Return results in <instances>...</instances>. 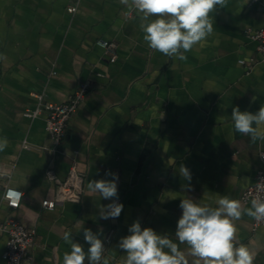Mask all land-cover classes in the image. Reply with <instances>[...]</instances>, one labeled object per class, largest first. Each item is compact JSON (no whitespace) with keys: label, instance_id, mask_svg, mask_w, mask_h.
<instances>
[{"label":"crops","instance_id":"obj_1","mask_svg":"<svg viewBox=\"0 0 264 264\" xmlns=\"http://www.w3.org/2000/svg\"><path fill=\"white\" fill-rule=\"evenodd\" d=\"M210 17L212 35L179 60L148 47L138 16L120 0H0V138L8 140L0 152V221L36 229L27 264H61L70 251L66 231L86 251L84 228L104 242L115 227L104 254L110 264L124 258L118 243L136 221L176 242L181 199L216 206L228 196L251 207L242 196L260 169L264 140L236 133L231 114L264 105V63L246 35L263 26L264 0H227ZM101 41L118 44L115 63L105 61ZM82 84L88 93L53 153L44 116L25 112L36 108L35 95L64 104ZM48 166L62 180L72 166L84 174L80 203L45 206L55 195ZM109 172L118 175L123 210L103 220L99 210L112 201L87 184L111 180ZM7 188L23 193L18 208L3 200ZM252 223L247 215L236 222L237 239L255 252L254 264H264V227L253 232ZM6 240L0 233V264Z\"/></svg>","mask_w":264,"mask_h":264},{"label":"clouds","instance_id":"obj_2","mask_svg":"<svg viewBox=\"0 0 264 264\" xmlns=\"http://www.w3.org/2000/svg\"><path fill=\"white\" fill-rule=\"evenodd\" d=\"M136 13L148 47L167 57L185 60L186 52L212 35L213 19L210 14L225 8L227 0H120ZM255 98L253 97V100ZM231 119L236 133L248 136L252 142L264 140V105L256 113L233 107ZM8 146L7 138H0V152ZM111 180H90L87 189L112 202L99 210L103 220L116 219L123 210L118 202V175ZM179 175L191 181L190 170L180 165ZM17 199L23 193L11 191ZM216 206L199 204L192 198L181 199L182 215L177 221L175 241L158 234L150 227L143 228L139 221L129 228L130 233L121 237L118 247L125 256L119 264H254L255 252L237 239L236 222L243 215L257 221L264 220V198L252 199L251 207H244L239 200L221 196ZM83 236L89 245L74 242L71 232L63 240L70 251L63 253L61 264H110L104 256L105 244L97 233L84 228ZM180 245H186L181 249Z\"/></svg>","mask_w":264,"mask_h":264},{"label":"built area","instance_id":"obj_3","mask_svg":"<svg viewBox=\"0 0 264 264\" xmlns=\"http://www.w3.org/2000/svg\"><path fill=\"white\" fill-rule=\"evenodd\" d=\"M258 0H252L257 2ZM73 11V8L71 9ZM247 37L255 42L260 59L256 63H264V24L257 30H246ZM100 46L104 49L105 61L115 63L118 58V44L113 41H101ZM241 60L240 64L245 65ZM255 63V62H254ZM255 63V64H256ZM89 84H82L64 104H53L43 100L42 95H35L37 106L34 110L25 112V116L31 119L44 116L45 130L51 141L50 151L59 152L66 135L68 122L78 107L83 103L89 90ZM260 169L255 176L254 183L244 192L242 200L244 203L251 205L252 199L260 196L264 198V151L259 155ZM45 176L49 182L55 186L54 198L45 203V206L53 209L57 206L66 204H78L81 202L84 194V174L80 173L75 166H72L65 179H60L54 168L48 166ZM11 191H17L7 188L3 194V200L11 209L18 208L20 199L11 195ZM19 192V191H18ZM121 203V199L118 198ZM264 227V220L257 221L253 218L252 231L256 232L259 228ZM0 233L5 234L6 250L3 254L5 264H27L28 256L31 249L36 246L37 232L35 228L26 227L14 219L0 221ZM116 229L113 225L106 230L104 244L105 252L112 244Z\"/></svg>","mask_w":264,"mask_h":264}]
</instances>
